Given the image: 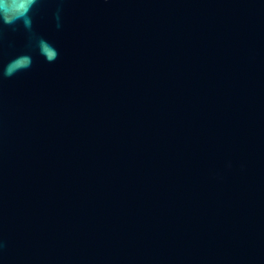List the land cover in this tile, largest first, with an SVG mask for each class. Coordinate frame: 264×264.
<instances>
[{
	"label": "water",
	"instance_id": "1",
	"mask_svg": "<svg viewBox=\"0 0 264 264\" xmlns=\"http://www.w3.org/2000/svg\"><path fill=\"white\" fill-rule=\"evenodd\" d=\"M29 16L0 21V264H264V0Z\"/></svg>",
	"mask_w": 264,
	"mask_h": 264
},
{
	"label": "clouds",
	"instance_id": "2",
	"mask_svg": "<svg viewBox=\"0 0 264 264\" xmlns=\"http://www.w3.org/2000/svg\"><path fill=\"white\" fill-rule=\"evenodd\" d=\"M37 0H0V21L7 25H13L17 21H23L25 27L31 29V18L29 13ZM39 50L49 62L54 61L58 53L44 40L38 42ZM32 60L28 55H21L4 68L3 75L11 77L19 71L26 70L31 66Z\"/></svg>",
	"mask_w": 264,
	"mask_h": 264
}]
</instances>
